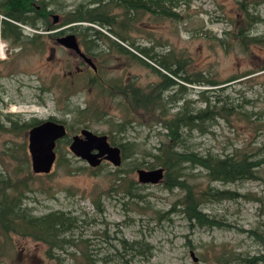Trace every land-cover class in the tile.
<instances>
[{
	"label": "rangeland",
	"instance_id": "rangeland-1",
	"mask_svg": "<svg viewBox=\"0 0 264 264\" xmlns=\"http://www.w3.org/2000/svg\"><path fill=\"white\" fill-rule=\"evenodd\" d=\"M79 1L52 0L49 8H54L52 14L57 15L56 22L62 19V10L71 9ZM239 1L179 0L174 6L178 18L152 22V17L144 14L139 22L124 30L135 43L153 47L160 53L176 54L184 60L181 73L195 80L186 82L180 79L187 88L184 97L192 108L204 107V97L212 95H228L233 103L241 104L238 108L243 113L216 117L204 133L198 129L190 132L187 143L200 154L212 151L264 155V42H241L239 30L245 20ZM256 9L264 18V1ZM89 24L118 40L105 27L87 21L80 23L81 26ZM20 25L26 33L35 30L26 24ZM253 27L254 32L264 33V20ZM43 35V47L30 43L13 45L0 36L4 43L2 55L0 53V111L22 113L27 118L72 120L74 115L66 112L70 99L71 106L89 107L88 112L92 115L87 117L91 118L87 128L98 133H106L113 127L110 123L130 114L124 106L116 103L119 96L110 91L100 92L94 84L87 83L86 75L91 67L73 49L64 47L53 36H47L48 33ZM98 41L103 47L93 62L100 66L99 71L104 77H120L124 82L132 80L142 86L161 79L152 69L159 66L133 46L123 42L152 66L108 49L105 38ZM201 78L215 79L220 83L210 85L196 81ZM131 114V124H126L125 132H116L115 137L123 141L136 140L140 149L138 154L121 162V167L134 158H141L143 148L156 152L160 142L167 138L164 135L166 128L160 122H147L146 113L143 117L138 111ZM98 117L107 121L98 120ZM73 133L75 130L70 131L69 136ZM27 136L28 132L24 131L15 138L27 142ZM11 137L9 133L0 132V149L2 143ZM68 144L69 141L61 142V151L64 157H69L73 167L67 166L65 161L60 165L54 162L49 172H34L29 157L30 174L34 178L27 202L36 213L64 209L84 218L77 233H81L100 255L108 256L105 260L98 259L99 264H128L113 255V246L119 245L118 236L128 240L145 237L153 245L150 258L134 257L130 264H221L217 256L226 250L249 256L264 251V245L258 239L264 233V164L258 166L260 178L223 183L210 180L202 166H190L189 161L185 162V170L189 172L187 180L197 193L209 185L242 193L236 200L223 198L202 203V210L209 216L232 223L229 228L208 227L187 219L181 201L182 188L163 186L162 177L155 183L143 182L142 188L133 190L141 191L142 198L132 196L121 187L115 190L111 184L116 177L112 173L116 166L111 161L102 159L93 166L96 168L93 172L85 167L89 166L85 159L69 150ZM15 164L13 159L0 153V167L12 170ZM130 177L138 181L136 170L129 172L127 178ZM95 200H99L101 208L95 205ZM11 237L5 244L0 233V244L3 243L0 264L50 262L45 255L44 242L17 234Z\"/></svg>",
	"mask_w": 264,
	"mask_h": 264
},
{
	"label": "trees",
	"instance_id": "trees-1",
	"mask_svg": "<svg viewBox=\"0 0 264 264\" xmlns=\"http://www.w3.org/2000/svg\"><path fill=\"white\" fill-rule=\"evenodd\" d=\"M178 1L81 0L71 9L61 11L63 17L58 24L71 25V31L77 35L79 42L89 54L100 55L99 50H102L103 46L99 44L98 40L105 38L108 49L151 65L144 61L142 56L123 44V42L128 43L159 66H154L152 69L161 76V79L146 86L136 84L132 80L124 82L120 77H104V74L99 71V65L95 70L89 69L90 72L86 75L87 83L94 84L100 92L110 91L114 96H119L116 103L124 106L130 113L120 121L110 123L113 127L106 132L109 141L120 147L121 162L124 163L126 158L138 154L140 149V144L136 140L123 141L115 137L116 132H125L128 126L126 124H131L133 121L131 120L133 118L131 112L138 111L142 117L143 113H146L148 114L147 122L156 120L166 128L164 135L167 138L160 142L156 152L143 148L141 158L137 157L128 161V165L124 167L116 165L112 172L116 177L111 188L117 190L118 187H121L132 196L142 198L141 191L134 192L133 190L142 188L143 182L132 177L127 178L129 172L140 167L161 166L163 167L162 185L169 189L179 187L184 190L181 201L184 203L183 209L187 219L198 225L229 228L232 223L209 216L202 210V203L213 200L220 201L223 198L236 200L242 193L237 190L221 189L210 185L197 193L194 185L187 180L186 174L189 172L185 170L187 167L185 162L189 161L190 166H202L210 180L224 183L260 178L257 171L258 166L264 164V155L259 157L256 154L241 152L218 154L212 151L200 154L189 147L187 139L191 135L190 132L195 129H198L200 133L209 130L212 120L216 117L243 113L238 108L241 104L233 103L228 95H212L211 97H204V107L192 108L190 102L184 97L187 88L180 79L186 82H194L195 80L181 73L184 69V60L176 54L168 55L154 51L153 47L139 45L130 40L124 33V30L139 22L144 14L151 16L152 22H159L166 18H178L179 13L174 9ZM263 1H239L245 20L239 30L242 34L240 39L243 44L264 42V33L253 31L255 23L264 20L256 9L257 5ZM50 4H52V0H0V36L8 39L13 45L24 46L26 43H30L43 47V33L52 36L48 30L56 26L53 24L52 16L54 8H49ZM56 8L58 9V7ZM51 16L52 20L50 19ZM83 21L105 27L118 40L113 39L91 24L81 26L80 23ZM20 23L35 30L32 33H26ZM225 32L228 33L229 31L225 30ZM196 81L210 85L220 83L211 78H201ZM172 88L174 90L170 91ZM201 93L203 94L204 91L201 90ZM70 103L69 99L66 112L67 114L72 113L74 119L63 118L59 120L55 117H50V119L63 122L67 129V133L56 141L55 151L57 155L54 162L60 165L62 161H65L67 166L73 167L74 165L69 163V157H64L62 154L61 142H70V131L79 132L82 127H87L89 125L88 119H91L87 117L92 114L90 111L88 112V106L80 107L79 104L71 106ZM97 119L102 120L103 117ZM42 120L34 116L27 118L22 113L0 111V132H6L13 136L2 143L0 153L16 162L12 170H5L0 167V233L5 244L6 239L10 241L12 234L27 236L44 242L46 244L45 255L50 260L48 264H99L98 259L105 260L108 256L100 255L99 251L94 250L90 245L91 243L89 244L81 233H77V227L81 225L80 222L85 220L84 218H81L77 213L64 209H51L43 213H36L27 202L29 192L32 191L33 185L31 184L34 176L30 174L26 139L18 140L15 137L24 131H28L31 126ZM103 120L107 121L106 119ZM146 155H148V159ZM85 167L95 172V167L91 165ZM78 168L76 166V169ZM94 202L98 208H101L99 200ZM116 238L119 245L113 246V255L123 258L125 263L130 264V260L134 257L148 259L152 256L153 245L145 237L132 240L122 236ZM258 239L264 245V233H261ZM2 244H0V248ZM68 256L70 259L67 258ZM217 261L221 264H260V262L264 264V251L249 256L248 254L233 252L230 249L219 253Z\"/></svg>",
	"mask_w": 264,
	"mask_h": 264
},
{
	"label": "water",
	"instance_id": "water-1",
	"mask_svg": "<svg viewBox=\"0 0 264 264\" xmlns=\"http://www.w3.org/2000/svg\"><path fill=\"white\" fill-rule=\"evenodd\" d=\"M57 20V15H54ZM57 41L75 49L93 68L94 62L86 56L79 46V41L74 33H68L58 37ZM27 149L30 157L31 168L34 172L46 173L56 158V141L67 133L63 122L44 119L28 129ZM69 150L77 157L83 158L91 166L98 165L102 159H108L113 165L121 163V149L112 144L106 133H98L87 127H82L79 132L71 135L68 144ZM138 180L141 182L155 183L163 177V167H140L136 169Z\"/></svg>",
	"mask_w": 264,
	"mask_h": 264
},
{
	"label": "flooded vegetation",
	"instance_id": "flooded-vegetation-1",
	"mask_svg": "<svg viewBox=\"0 0 264 264\" xmlns=\"http://www.w3.org/2000/svg\"><path fill=\"white\" fill-rule=\"evenodd\" d=\"M52 16H53V24H56V26L55 27H53L52 29H50L49 30V33H52V36L56 39V41H57V39H58V37H60V36H63V35H65V34H68V33H74V32H72L71 31V28H70V26L71 25H66V24H61V25H59L58 23L59 22H56L55 20H54V15L52 14ZM58 19V18H57ZM75 34V33H74ZM76 35V34H75ZM77 36V35H76ZM78 38V37H77ZM79 41V40H78ZM58 42V41H57ZM59 43V42H58ZM62 45V44H61ZM64 46V45H63ZM82 46V47H81ZM64 47H66V46H64ZM67 48H70V47H67ZM80 48H81V50L85 53V55L86 56H88V57H90L91 58V60L93 61V58H96V59H98V56H100V55H98V54H89L86 50H85V48H84V46L82 45V43H81V45H80ZM70 49H73V48H70ZM74 51H75V53L77 54V55H79L81 58H82V60L85 62V63H87L93 70H95V68L97 69V65H95V68H93L75 49H73ZM95 64V63H94Z\"/></svg>",
	"mask_w": 264,
	"mask_h": 264
},
{
	"label": "built area",
	"instance_id": "built-area-1",
	"mask_svg": "<svg viewBox=\"0 0 264 264\" xmlns=\"http://www.w3.org/2000/svg\"><path fill=\"white\" fill-rule=\"evenodd\" d=\"M4 49V43L0 41V53L2 55Z\"/></svg>",
	"mask_w": 264,
	"mask_h": 264
}]
</instances>
